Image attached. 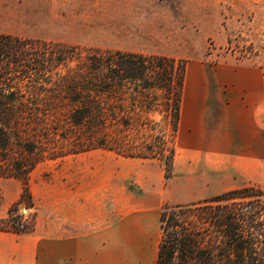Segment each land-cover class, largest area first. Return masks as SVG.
Listing matches in <instances>:
<instances>
[{"label":"trees","instance_id":"trees-1","mask_svg":"<svg viewBox=\"0 0 264 264\" xmlns=\"http://www.w3.org/2000/svg\"><path fill=\"white\" fill-rule=\"evenodd\" d=\"M186 64L0 34V178L23 184L0 230L34 231L13 213L34 205L30 175L46 159L104 149L164 161L170 178ZM159 219L155 264H264L261 186L165 203Z\"/></svg>","mask_w":264,"mask_h":264},{"label":"rangeland","instance_id":"rangeland-1","mask_svg":"<svg viewBox=\"0 0 264 264\" xmlns=\"http://www.w3.org/2000/svg\"><path fill=\"white\" fill-rule=\"evenodd\" d=\"M0 34L176 60L195 56L213 62L262 63L264 0H0ZM114 158L119 155L96 149L43 160L30 175L34 205L20 203L13 216L34 222L35 228L39 215L53 222L56 200L61 192L69 196L70 189L83 195L93 190L95 202L111 208L118 198L108 196L113 191L109 180ZM121 160L126 173L124 201L140 197L144 204L158 203V217L150 220L156 226L152 245L144 254L146 264H154L151 256L161 235L163 205L190 203L200 195H184L178 183L170 186L164 161ZM22 190L20 180L0 178V219L8 217ZM12 245L8 231L0 230V264H12ZM19 264L39 262L26 258Z\"/></svg>","mask_w":264,"mask_h":264},{"label":"crops","instance_id":"crops-1","mask_svg":"<svg viewBox=\"0 0 264 264\" xmlns=\"http://www.w3.org/2000/svg\"><path fill=\"white\" fill-rule=\"evenodd\" d=\"M175 148L169 185L178 183L186 196L200 195L195 201L263 187L264 62L188 57ZM121 159L139 158H114L108 196L118 198L111 208L96 203L93 190L83 195L70 189L67 197L61 192L53 222L39 215L34 231L8 232L14 241L12 264L26 258L39 264H146L144 254L156 228L150 220L158 217V203L144 204L140 197L124 201Z\"/></svg>","mask_w":264,"mask_h":264},{"label":"water","instance_id":"water-1","mask_svg":"<svg viewBox=\"0 0 264 264\" xmlns=\"http://www.w3.org/2000/svg\"><path fill=\"white\" fill-rule=\"evenodd\" d=\"M25 211H27V210L25 209Z\"/></svg>","mask_w":264,"mask_h":264}]
</instances>
